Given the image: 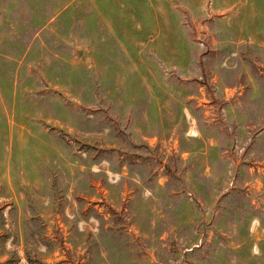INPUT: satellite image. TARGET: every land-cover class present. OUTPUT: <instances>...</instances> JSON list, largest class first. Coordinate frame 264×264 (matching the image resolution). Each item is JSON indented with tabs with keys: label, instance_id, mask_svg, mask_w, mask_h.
I'll list each match as a JSON object with an SVG mask.
<instances>
[{
	"label": "rangeland",
	"instance_id": "1",
	"mask_svg": "<svg viewBox=\"0 0 264 264\" xmlns=\"http://www.w3.org/2000/svg\"><path fill=\"white\" fill-rule=\"evenodd\" d=\"M0 264H264V0H0Z\"/></svg>",
	"mask_w": 264,
	"mask_h": 264
},
{
	"label": "crops",
	"instance_id": "2",
	"mask_svg": "<svg viewBox=\"0 0 264 264\" xmlns=\"http://www.w3.org/2000/svg\"><path fill=\"white\" fill-rule=\"evenodd\" d=\"M243 114L248 115L249 113H247V114H246V113H241L242 118H244V120H245V115H243ZM241 115H240V116H241Z\"/></svg>",
	"mask_w": 264,
	"mask_h": 264
}]
</instances>
